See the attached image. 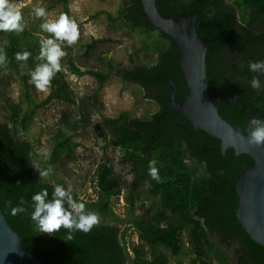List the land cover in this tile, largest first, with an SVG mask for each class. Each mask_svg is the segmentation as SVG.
<instances>
[{
	"label": "trees",
	"instance_id": "16d2710c",
	"mask_svg": "<svg viewBox=\"0 0 264 264\" xmlns=\"http://www.w3.org/2000/svg\"><path fill=\"white\" fill-rule=\"evenodd\" d=\"M51 2L49 10L62 7L61 14L73 19L69 0ZM122 2L124 6L107 18L148 37L142 48L146 62L125 68L102 56L101 65L83 70L75 54L67 53L61 64L70 74L89 76L97 84L85 104L77 101L63 71L56 74L45 100L39 102L35 97L37 89L30 73L44 62L36 57L41 39L52 38L51 34L24 21L22 33L0 31V49L9 61L6 69L0 68V76L6 73V81L0 80V209L7 222L21 235L22 245L46 264H186L188 258L189 264H264V246L250 238L235 216L238 198L234 181L252 158L245 153L234 155V148L222 152L219 139L203 130L198 134L184 130L182 126H191L187 119L177 111L167 114L170 81L176 87L177 102L188 95L178 62L179 46L149 22L141 0ZM157 5L160 13L172 17L198 10L197 33L205 38L224 37L211 43L206 57L211 98L214 102L220 96L227 98L221 101V116L241 132H248L253 113L264 119V87H250L253 76L264 84V74L253 73L248 67L250 62L264 61V0H158ZM106 41L94 39L84 47L90 51ZM24 51L31 53L29 60L17 61L15 54ZM12 69L22 86L18 102L7 92L16 82L9 74ZM112 76L138 85L146 100L160 108L159 113L150 119H132L127 112L106 118L101 93ZM233 93L240 95L242 107L228 100ZM53 103L71 105L78 112L62 114L51 131V158L45 160L29 131L41 111ZM95 116L101 118L97 125L92 123ZM95 125L103 131L105 143L118 150L117 161L129 168L131 179L120 177L109 161L100 162L92 179L96 198L86 201L73 190V197L85 203L86 211L100 216L99 225L89 233L74 232L72 239H67L64 229L51 236L42 234L30 219L31 197L47 189L50 198L57 184L68 188L66 181L58 182L56 174L65 164L77 161V149L82 145L79 129ZM151 160L158 162L160 183L149 176ZM207 164L208 169L204 167ZM37 166H51L53 172L48 177H54V182L39 177ZM219 173L223 174L216 176ZM228 180L231 184L225 186L224 193L213 189L216 182ZM119 196L127 207L124 218L114 213L111 204ZM21 200L27 213L11 215ZM118 223L128 224L138 233L136 244L127 246L128 228L122 229Z\"/></svg>",
	"mask_w": 264,
	"mask_h": 264
},
{
	"label": "rangeland",
	"instance_id": "374dc122",
	"mask_svg": "<svg viewBox=\"0 0 264 264\" xmlns=\"http://www.w3.org/2000/svg\"><path fill=\"white\" fill-rule=\"evenodd\" d=\"M124 0H69V8L72 18L77 22L80 31L79 41L72 46L61 44V47L70 53L75 54L76 63L86 70L92 64L101 65L102 56L112 59L119 63L121 67L133 68L136 64H144L146 55L143 51L144 44L148 41V37L139 34L138 31H132L126 26H121L120 21H111L107 18L116 14L121 6H124ZM18 10L23 14V21L29 24H38L39 26L48 21H54L59 18L62 7L49 10L51 0H12ZM36 7H43L47 11L46 18H37L34 12ZM26 10V11H25ZM28 16H31L28 18ZM151 37V35H150ZM94 39L107 40L103 44L96 46L93 50L86 51L84 45ZM152 39V38H151ZM152 40H155L153 38ZM59 43V42H58ZM101 58V59H100ZM65 57L61 61H64ZM62 71L67 76L66 81L71 86L77 101L85 104L93 92L97 89L96 82L89 76L78 78L70 74L66 65H62ZM14 76L16 82L12 84L7 92L15 102L21 99L22 86L19 78L15 76V70L9 73ZM2 83L6 81V73L0 76ZM47 92L36 91L35 97L37 101L42 102L49 95ZM139 86L136 84H126L120 79L110 77L101 93V101L104 104V116L109 119L116 118L121 113H130L132 119H150L159 113V108L149 100H146ZM78 110L68 104L53 103L41 114L36 121L29 136L39 149L40 158H44L43 153L49 152L51 149V131L56 123L62 117L63 113L77 114ZM101 118L95 116L92 123H100ZM82 127L79 129L78 140L81 146L77 149L78 159L64 165L62 170L56 174L58 182L66 181L71 185L72 190L84 200L90 201L96 198V192L92 179L98 167L103 161H109L114 171L125 180H130L129 168L117 161L119 152L108 146L104 141V133L100 127ZM46 180L54 182V177H47ZM113 211L116 215L124 218L127 214V207L122 197L112 199ZM150 202H147L149 206ZM140 213L139 209H136ZM112 224V223H111ZM122 229L128 228L129 236L127 238V246L138 242V233L129 227L128 224H116ZM121 229V230H122ZM215 241L219 238L212 236ZM191 259L185 262L189 264ZM235 264V263H233Z\"/></svg>",
	"mask_w": 264,
	"mask_h": 264
},
{
	"label": "water",
	"instance_id": "95a60500",
	"mask_svg": "<svg viewBox=\"0 0 264 264\" xmlns=\"http://www.w3.org/2000/svg\"><path fill=\"white\" fill-rule=\"evenodd\" d=\"M158 0H141L143 12L149 22L169 35L179 46L178 62L188 87L187 97L176 102L175 85L169 98V111H177L192 125L193 130H203L220 140L225 152L234 148V154L245 153L252 161L234 182L238 202L235 216L250 238L264 246V146L248 142V132H241L225 120L220 112L221 101L214 102L209 93L206 57L211 43L219 38H205L196 30L198 10L178 17L163 15ZM165 117V116H164ZM0 264H46L22 245L21 235L7 222L0 209Z\"/></svg>",
	"mask_w": 264,
	"mask_h": 264
},
{
	"label": "clouds",
	"instance_id": "9594fccd",
	"mask_svg": "<svg viewBox=\"0 0 264 264\" xmlns=\"http://www.w3.org/2000/svg\"><path fill=\"white\" fill-rule=\"evenodd\" d=\"M34 12L37 18L47 17V11L43 7H36ZM25 27L23 14L12 0H0V31L19 34L25 30ZM40 27L44 32L51 34L52 38L41 39L40 53L36 59L44 62L37 64L30 76L31 83L38 91L47 92L56 74L62 71L61 60L67 55L61 44L66 42L68 46L75 45L79 41L80 31L77 22L67 14H61L54 21L45 19ZM30 57L31 53L28 51L15 54L17 61L27 62ZM8 63L7 53L0 49V68L6 69ZM248 67L249 71L253 73L264 74V61L250 62ZM250 87L259 90L264 87V84L257 76H253ZM248 133L250 144L258 147L264 146V119L253 117L249 123ZM43 156L45 160H48L51 158V153L44 152ZM157 163L156 160L149 162V176L160 183L162 178L156 166ZM36 171L39 177L46 178L53 172V168L49 166L46 169H40L37 166ZM31 201L33 210L30 213V219L42 234L51 236L64 229L67 239H72L74 232L89 233L100 223V216L97 213L86 211L85 203L79 202L73 197L71 185L67 189L59 184L54 185L50 198L47 189L41 190L32 195ZM24 203L21 200L17 206L13 207L11 215L27 213L28 210L23 206Z\"/></svg>",
	"mask_w": 264,
	"mask_h": 264
},
{
	"label": "flooded vegetation",
	"instance_id": "af4514ba",
	"mask_svg": "<svg viewBox=\"0 0 264 264\" xmlns=\"http://www.w3.org/2000/svg\"><path fill=\"white\" fill-rule=\"evenodd\" d=\"M210 80V79H209ZM210 82H211V80H210ZM241 93H242V91H241ZM219 98H221L220 100L218 99V101H221V100H223V101H225V99H227V98H225V99H222V97L220 96ZM228 100H230L231 101V103H233V105H240L241 107H242V105H241V102H240V95L239 94H237V93H233L229 98H228ZM176 101V100H175ZM177 102V101H176ZM181 102V101H180ZM221 104V103H220ZM156 107H158V106H156ZM159 111H160V108H159ZM171 111H173V110H171ZM170 111H169V105H168V109H167V114L169 113ZM167 114H165L164 116L165 117H163V118H166V116H167ZM253 117H257V113H253V115H252ZM162 121L160 120L159 121V124L161 123ZM182 128L184 129V130H190V131H192V132H195L196 134H198L197 132L199 131V130H193L192 129V125L191 126H182ZM209 139V138H208ZM208 145H210V144H208ZM220 147V146H219ZM220 150H222L221 148H220ZM222 152H224L223 150H222ZM235 155V154H234ZM209 158H212V155H210L209 154ZM206 162V161H205ZM207 163V162H206ZM204 167L206 168V169H208V164H207V167H206V165H204ZM223 173H219L218 175H216V176H221ZM232 174H230V176H231ZM227 176H228V174H227ZM239 176V175H238ZM237 176V177H238ZM237 179V178H236ZM235 179V180H236ZM235 182V181H234ZM230 185L231 184V182H230V180H228V181H220V182H216L215 184H214V186H213V189L215 190V191H219L220 193H224L225 191H227L225 188V186L226 185ZM235 191V190H234ZM236 192V191H235ZM194 214V213H193ZM195 216V215H194ZM235 258V257H234Z\"/></svg>",
	"mask_w": 264,
	"mask_h": 264
}]
</instances>
